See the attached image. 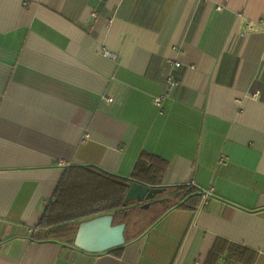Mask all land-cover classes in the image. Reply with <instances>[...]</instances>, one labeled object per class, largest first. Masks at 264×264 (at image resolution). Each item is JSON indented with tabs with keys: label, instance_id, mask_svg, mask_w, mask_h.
<instances>
[{
	"label": "crops",
	"instance_id": "0c3cea01",
	"mask_svg": "<svg viewBox=\"0 0 264 264\" xmlns=\"http://www.w3.org/2000/svg\"><path fill=\"white\" fill-rule=\"evenodd\" d=\"M144 151L208 202L121 250L39 239L68 167ZM219 238L264 264V0H0V264H207Z\"/></svg>",
	"mask_w": 264,
	"mask_h": 264
},
{
	"label": "trees",
	"instance_id": "16d2710c",
	"mask_svg": "<svg viewBox=\"0 0 264 264\" xmlns=\"http://www.w3.org/2000/svg\"><path fill=\"white\" fill-rule=\"evenodd\" d=\"M169 169V162L149 152H142L133 173L128 178L109 174L95 167H68L58 187L55 201L46 209L40 223L39 239L58 240L74 244L80 225L84 222L113 215L114 224L127 225L126 243L137 239L141 230L157 218L138 217L144 213L141 203L124 201L133 182L149 187H163ZM165 188V187H164ZM159 197L164 202H156L148 209H160L161 215L173 208H189L197 211L204 201L205 193L194 185L165 188ZM123 247L118 248L121 250ZM253 264L255 252L219 238L208 258L207 264Z\"/></svg>",
	"mask_w": 264,
	"mask_h": 264
},
{
	"label": "water",
	"instance_id": "95a60500",
	"mask_svg": "<svg viewBox=\"0 0 264 264\" xmlns=\"http://www.w3.org/2000/svg\"><path fill=\"white\" fill-rule=\"evenodd\" d=\"M165 190L164 187H149L133 182L126 195L124 205L138 202L143 204V209H148L156 202H164L165 199L159 197ZM126 228L125 223L115 225L113 215L102 216L82 223L74 244L79 249L90 253L110 252L126 244Z\"/></svg>",
	"mask_w": 264,
	"mask_h": 264
},
{
	"label": "built area",
	"instance_id": "2783aa9c",
	"mask_svg": "<svg viewBox=\"0 0 264 264\" xmlns=\"http://www.w3.org/2000/svg\"><path fill=\"white\" fill-rule=\"evenodd\" d=\"M105 55L107 57H111V54L108 51H105ZM175 66L176 67H181V64L180 63H176ZM175 86H176V81L173 79L172 75H170L168 77V80H167V90L170 92V91H172L175 88ZM164 98H165L164 95L155 98V104L160 105L162 103V101H163ZM210 196H211V191H208L205 194V201H204V203H207L208 202V199H209Z\"/></svg>",
	"mask_w": 264,
	"mask_h": 264
}]
</instances>
